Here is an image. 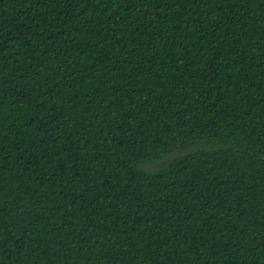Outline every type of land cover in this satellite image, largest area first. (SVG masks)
Listing matches in <instances>:
<instances>
[{
	"label": "trees",
	"instance_id": "16d2710c",
	"mask_svg": "<svg viewBox=\"0 0 264 264\" xmlns=\"http://www.w3.org/2000/svg\"><path fill=\"white\" fill-rule=\"evenodd\" d=\"M0 264H264V0H0Z\"/></svg>",
	"mask_w": 264,
	"mask_h": 264
}]
</instances>
